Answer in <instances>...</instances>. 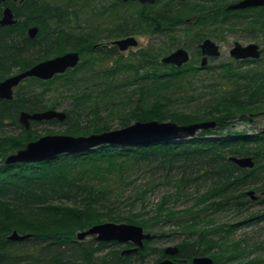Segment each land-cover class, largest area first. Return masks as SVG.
Returning <instances> with one entry per match:
<instances>
[{"label": "trees", "instance_id": "trees-1", "mask_svg": "<svg viewBox=\"0 0 264 264\" xmlns=\"http://www.w3.org/2000/svg\"><path fill=\"white\" fill-rule=\"evenodd\" d=\"M206 2L212 6L206 5L205 8L198 3L183 6L177 0H167L157 14L155 11L149 10L148 14L144 11V15H139L138 19L146 22L144 31L158 28L169 36L171 43L177 41L172 27L182 24L186 16L198 14L196 22L187 26L194 31L192 39L197 50L203 38L223 34L237 26L255 35H263L264 38V7L231 13L226 10L223 12L222 0ZM118 3L122 4L116 0L114 8L121 7ZM9 4L17 23L0 26V82L14 73L53 58L60 50H75L76 45L81 47L79 38L65 30V26H79L75 11L51 5L45 0ZM3 5L0 4V17ZM142 8L148 10L153 7L145 5ZM125 21L133 24L136 20ZM34 26L38 27L39 33L31 38L28 30ZM164 48L158 56L147 49L126 59L116 48L107 51L100 47L94 52L109 59L116 58L115 65L113 62L106 63L103 70L96 72L97 60L90 65L88 61H83L76 68L48 81L63 83L62 87H69L71 91L72 105L64 111L67 118L63 122L32 121L30 128L26 129L19 120L21 112L45 111L54 105L56 108L58 104L50 107L38 94L30 95L19 86L12 100H0V264H146L152 249L148 244L155 236L145 241L144 248L137 253L129 254L123 252L131 248L132 244L94 239L86 243L87 238H77L79 232L105 222L138 223L147 228L154 225L152 223L157 216L148 220L137 219L136 215L122 216L114 208L120 194L130 184L126 181L129 178L128 175L125 177L126 170L164 179L166 183L185 190L194 185L206 184L209 198L213 200L209 204L212 209L248 213L243 221L229 228L219 226L206 229L205 197L202 208L197 210L200 212L193 211L191 214L194 217L183 220L186 225L189 220L196 223L201 221L200 215H205L202 216L205 218L204 230H194V225L185 226L190 230L177 245L181 258L190 261L196 256H210L214 264H230L243 255L264 251V242L250 249L246 239L231 240L238 227L264 223V210L253 211L255 205H264V198L255 202L257 198L252 199L248 191L252 187L264 191V131H235L238 122L248 121V113L264 109L263 62L260 59H248L236 65L229 62L208 66L205 68L206 84L203 82V89L199 91L191 89V86H199L197 77L202 71L196 65L187 66L188 63L182 67L164 64L161 61L167 53ZM253 64L257 67L261 65L263 70L244 69L245 65ZM122 74H126L127 78L118 84L116 79ZM113 83L118 89L136 88L135 95L129 92L127 101L122 99L118 104L109 102L113 103V108L117 107V112L127 113L129 109L128 114H122L124 116L119 118L121 127L136 121L151 120L191 124L214 119L218 125L214 129L201 131L192 139L105 145L43 161L5 163L7 156L25 147L26 142L20 135H28V130L41 124L66 125L62 133L73 136L111 130L100 103L113 100V92L108 93ZM172 83L180 86L185 83L186 86L171 89L174 87L168 86ZM181 99L206 101L204 107L197 110L198 114L190 117L173 108ZM111 109L106 111L113 113ZM12 126L20 130L18 136L9 134L7 128ZM232 156L252 157L255 166L242 168L230 160ZM140 191L135 190L137 193ZM199 205L197 202L193 207L198 209ZM162 207L163 204L160 209ZM189 210L192 211V208ZM168 215L174 216V213L169 212ZM14 232L29 237L12 240L10 236ZM110 248L114 249L101 255ZM235 251L239 253L232 254ZM163 255L164 251L159 249L155 261H161ZM262 263L264 259L244 264Z\"/></svg>", "mask_w": 264, "mask_h": 264}, {"label": "rangeland", "instance_id": "rangeland-1", "mask_svg": "<svg viewBox=\"0 0 264 264\" xmlns=\"http://www.w3.org/2000/svg\"><path fill=\"white\" fill-rule=\"evenodd\" d=\"M49 2L51 5L54 6H61L64 8H67L69 11H75L76 15L78 17L77 19V26L74 28H69L65 26V30L69 31L72 34H75L79 40L81 41L82 37L86 38L83 40L84 43H82L83 49V61H88V65H90L94 60L96 61V64L98 65L95 69L96 72H99L103 70V65L109 62H113L115 65V59H109L106 56H103L101 53H95L93 49L95 39L99 42H109L112 40L118 39L119 37L116 36L113 32L110 31L112 28V25L115 22L125 21V20H136L138 21L139 15H144V11L142 6L138 2H132L128 3L126 5H122L120 8H114V4L116 0H45ZM208 1V0H207ZM205 3V2H204ZM165 3L161 2L159 5H152L153 8H148L146 11V14H148V11H155V14H157L159 9L164 5ZM206 5H210V2H206ZM113 6L112 9H110ZM116 9V10H115ZM142 9V10H141ZM145 25V24H144ZM143 26V25H142ZM130 27V26H129ZM147 27V25H146ZM92 31L97 32V34L93 35V39H91ZM188 31H191V33H188ZM193 29L189 30L188 27L184 26L181 28H178L177 30H174V39H176V42L170 43L169 36L159 32L158 34L155 33V31L147 30L143 32H137L135 34V37L137 38L139 45L138 47H134L133 49H130L128 52H123V56L126 59H129L133 54L139 55L140 52L151 49L150 51L152 54L159 55L163 47L165 51H167L166 55H169L174 50L178 48H185L188 49L189 53L191 54V60L188 62L187 66L196 65L198 66L200 64V61L198 62V50L196 48L195 41L192 39L194 37ZM112 33V34H111ZM85 34L87 37H85ZM110 35H114L113 37ZM257 35V36H256ZM250 32L247 29H244L242 26H237L233 28V30H226L223 34H218L215 37H209L212 40H214L216 43L219 44L221 49V56L219 58L211 59L209 62L210 66H217L222 63H233L236 65L240 60H235L232 58L230 51L235 46V43H240L242 45H248L250 43H256L260 46L261 51L264 49V38L263 35H259L256 33ZM90 39V40H89ZM89 42V43H87ZM168 42V43H167ZM170 43V44H169ZM167 44V46H166ZM187 46V48H186ZM198 46V45H197ZM69 47V46H66ZM68 50H60L57 52L56 55H62L64 53L70 52L71 50L69 48H66ZM88 49V51L86 50ZM92 50V51H90ZM74 51H80V46L76 45ZM53 56V57H56ZM164 56V55H163ZM161 58L162 59L165 57ZM112 60V61H111ZM260 61H262L264 66V52L262 51V55L260 58ZM99 62V63H97ZM239 64V63H238ZM89 67V66H88ZM102 68V69H101ZM263 67H257L255 64L253 65H245L244 69L247 71L250 69H256L257 71L263 70ZM71 70V69H70ZM92 70V69H90ZM167 70V69H166ZM131 76H133V73H131ZM129 75V73H128ZM206 73L205 71H202L197 77L199 79V86H191V89L197 90L200 88L203 89V82L206 81ZM127 75L122 74L120 75L116 81L119 84L122 79H126ZM195 78L194 80H196ZM193 80V81H194ZM48 81L51 80H38L36 79H26L19 87L21 90H24V92H28V94H38L40 98H43V101L48 104V106L52 107L55 103L58 105L55 108V105L52 109H56L59 111H65L70 108V105H72V95L71 91H69V87H62L63 83L60 82H54L52 81L49 83ZM82 84L83 80L80 81ZM206 84V82L204 83ZM182 87H185L186 84H182ZM180 85H176L174 83L170 84L168 87H174L171 89H182ZM18 87V88H19ZM136 91V88L134 86L130 87V89L123 90L118 89L117 86H115V83L112 84V88L108 91V93L113 92V100L111 101H103L100 103V108L103 111V116L105 118H108V124L112 127L111 130L123 128L120 126V119L121 116H124L126 113L125 111H116V108L112 107L114 102L115 104H118L121 102L120 100L123 99V101L128 100L129 92L134 94ZM173 92H176V90H172ZM135 95V94H134ZM208 96H206L207 100ZM205 99H201V101H188L181 99L175 107H173L175 110L180 111V113L185 114L186 116L195 115L198 114V111L200 108L204 107ZM111 109L113 113L107 112V109ZM128 108V107H127ZM107 112V113H106ZM124 114V115H122ZM248 121L245 122H238L235 131H249V132H260L264 131V109H260L258 111H252V113L247 114ZM209 119H206L208 121ZM214 120V119H211ZM167 122V121H166ZM173 122V121H172ZM218 125V124H217ZM16 127L12 126L9 129V134L12 136H18L20 130ZM66 125H57V124H41L35 127L33 130H28V135L26 133L21 134L25 140V144L35 141L39 139L42 136L45 135H54V134H63L62 132L65 130ZM85 136V135H84ZM128 171V172H127ZM131 170H126L125 177L126 181L130 184L128 185L127 190L120 194V197L118 198V201L115 205V209L118 214H121L122 216H137V219H151L153 216H157L155 221H153L152 224H154L151 228L144 227L140 224H135L142 226L146 233L151 234L152 236H155L153 241L148 244L151 249V254L147 258L146 264H156L155 258L157 256V251L159 249L164 250L168 246H175L178 245L183 241L184 238H186V232L190 230V228H187L185 226H191L194 225V230H204L203 221L205 220V215H200V220L196 223H193V221L189 220L187 225L183 222L184 219H188L189 217H194L191 213L193 211L200 212L197 210H200L202 208V204H204V200L206 197V229H213L216 227H225L229 228L232 225H235L241 221L244 220V217H246L248 213L243 212H237L235 210H216L215 207H210V202L213 200L209 198V190L208 186L206 184H199L197 186H191L189 188L181 189L179 187H174L171 184H168L164 181V179L160 178H153L148 174H144L143 172H130ZM263 183V182H262ZM259 189V190H258ZM135 190H141L139 193L135 192ZM249 192H254V196L257 197V200L255 202H259V198H264V191L260 192L259 187H252L248 189ZM263 194V195H262ZM139 198V199H136ZM199 202L200 205L197 209L196 203ZM203 202V203H202ZM218 202V201H217ZM161 204H163V207L160 209ZM70 205V204H69ZM72 206V205H70ZM192 208V211L189 210ZM216 208H219L216 206ZM220 209V208H219ZM216 210V211H215ZM263 211L264 205L259 206L255 205L253 207V211ZM169 212H173L174 216H169ZM146 214V215H145ZM119 223V222H116ZM122 223V222H120ZM193 223V224H192ZM205 228V227H204ZM93 237H88L85 241L86 243L91 242L93 240ZM241 239L248 240V247L250 249L256 248L257 244L260 242H264V223L261 224H249V225H242L237 228V230L232 234L231 240L232 241H238ZM95 240V239H94ZM95 245L94 243H92ZM243 245V244H242ZM114 248H110L108 250H105L101 255H105L106 253H109ZM239 252L235 251L232 254H237ZM231 254V252H230ZM210 257V256H209ZM258 259H264V251H254L251 254L243 255L242 257L235 259L234 261H231L230 264H244L249 262H256ZM78 264V263H77ZM263 264V263H262Z\"/></svg>", "mask_w": 264, "mask_h": 264}, {"label": "water", "instance_id": "water-1", "mask_svg": "<svg viewBox=\"0 0 264 264\" xmlns=\"http://www.w3.org/2000/svg\"><path fill=\"white\" fill-rule=\"evenodd\" d=\"M17 1V0H0V2ZM138 1L141 4H155L158 0H123ZM251 7H264V0H242L237 4L231 5L229 10L247 9ZM17 23L12 8L6 7L3 11L0 25L12 26ZM39 33L38 27L29 28L28 34L31 38H35ZM137 40L129 37L117 40L113 43L126 51L131 46H136ZM202 53L201 67L204 68L208 64L209 58H219L221 56L220 46L206 39L200 44ZM230 54L235 60H258L261 58L262 51L256 43L242 45L236 43L231 49ZM189 52L184 48H179L165 56L162 62L166 65L182 67L190 61ZM80 63V54L78 52H68L63 55L53 57L51 59L41 61L31 68L18 72L7 77L0 82V100H12L14 98L15 89L20 86L28 78H37L40 80H51L57 75L65 74L68 70L74 69ZM67 118L64 111L49 109L39 112L20 113L19 120L26 129L30 128L32 121H49L58 120L63 122ZM217 121L208 120L195 122L191 124H179L172 121L160 122L136 121L126 127L104 131L102 133H93L90 135L73 136L68 134L45 135L39 139L29 142L24 148L7 156L6 164L30 163L56 158L64 154L80 153L84 151L94 150L105 145H136L154 141L168 140H185L195 138L201 131L214 129ZM242 168H254L255 162L252 157H235L230 158ZM252 199H256L254 192H249ZM29 235L22 236L14 232L10 237L12 240H24ZM93 237L96 241L102 242H118L120 244L131 243L133 248L127 249L123 254L137 253L139 249L144 248L145 241L150 240L152 235L146 233L144 228L135 224L105 222L96 224L89 229L81 231L77 234L78 240H84ZM169 257H175L179 253L178 246H168L164 250ZM188 264L187 260H181ZM156 264H176L172 258H166ZM190 264H214V260L209 256H198L192 259Z\"/></svg>", "mask_w": 264, "mask_h": 264}, {"label": "flooded vegetation", "instance_id": "flooded-vegetation-1", "mask_svg": "<svg viewBox=\"0 0 264 264\" xmlns=\"http://www.w3.org/2000/svg\"><path fill=\"white\" fill-rule=\"evenodd\" d=\"M21 1H24V0H17V1H6V2H0V4H4L3 6V11H4V9L6 8V7H10V8H12L11 6H10V2H21ZM121 1V3L123 4V5H126V4H128V3H132V2H138V1H128V2H124L123 0H120ZM159 1L160 0H158L155 4L157 5V3H159ZM167 0H162V2H166ZM240 1H242V0H222V2H221V4H222V7H223V12L226 10V11H229V12H231V13H236V12H241V11H245V10H250V9H254V7H251V8H247V9H238V10H229V7L231 6V5H234V4H237V3H239ZM177 2L178 3H182V5L183 6H185V5H188V3H198V4H201V5H203L205 8H206V0H177ZM205 2V3H204ZM141 6H145V5H155V4H141L140 2H138ZM122 4H119L118 3V5H120V6H122ZM159 5V4H158ZM255 8H263V7H255ZM218 9H219V7H218ZM12 10H13V8H12ZM3 11H2V15H3ZM143 11H145V10H143ZM13 13H14V11H13ZM2 15H1V17H0V20H1V18H2ZM15 15V14H14ZM197 18H198V14H196V13H193L191 16L189 15V16H186L185 18H184V22L182 23V24H177V25H175V26H173L172 27V29H178V28H181V27H184V26H188V25H191V24H193V23H195L196 22V20H197ZM144 24H146V22H144V21H141V20H139V21H134V23L132 24L131 22H127V21H120V22H115L113 25H112V28L110 29V31L111 32H113L116 36H118L119 38L117 39H115V40H112V41H109V42H105V43H103V42H99V41H97V39H93L92 37H93V35L94 34H97V32H94V31H92V36H91V39H93L94 40V42H92L93 44H94V46H93V49L92 50H95V49H98V48H100V47H104V50H109V49H112V48H116L117 49V52H119V54L120 55H123L122 53L123 52H129L130 51V49H133L134 47H138V45H139V42H138V40H137V38L135 37V34L137 33V32H143L144 30H143V28H144ZM15 25V24H14ZM143 25V26H142ZM0 26H2V25H0ZM13 26V25H12ZM130 26V27H129ZM121 29H123V30H121ZM160 32V30H158V28L155 30V33L156 34H158ZM112 34V33H111ZM112 37L114 36V35H111ZM85 37H87V35L85 34ZM129 37H134L136 40H137V45L136 46H131V47H129L126 51H121L120 50V48L118 47V46H116V45H113V43L115 42V41H117V40H121V39H125V38H129ZM213 37H215V36H213ZM86 38H84V37H82V39H81V41L79 40V43H80V45H81V47H80V51H74V50H71L70 52H78L79 54H80V63L79 64H81L82 62H83V59H84V55H83V49H84V47L82 46V43H83V40H85ZM206 39H211V38H203V40H202V42L204 41V40H206ZM212 40V39H211ZM212 41H214V40H212ZM201 42V43H202ZM215 42V41H214ZM201 43H199L198 44V54H199V57H198V59H199V61H200V64L197 66L201 71H205V68L206 67H208V66H210L209 65V62H210V60L211 59H214V58H209V61H208V64L206 65V67H204V68H202L201 67V62H202V58H203V56H202V53H201V50H200V44ZM216 43V42H215ZM218 44V43H217ZM236 44V43H235ZM219 45V44H218ZM179 49V48H178ZM185 49V48H184ZM87 51H88V49H86ZM92 50H90V51H92ZM187 51H188V49H186ZM221 50V49H220ZM175 51V50H174ZM189 52V51H188ZM68 53V52H67ZM65 54V53H64ZM190 54V53H189ZM63 55V54H62ZM190 57H191V54H190ZM48 60V59H47ZM191 60V59H190ZM243 61V60H242ZM78 64V65H79ZM14 74H16V73H14ZM13 75V74H12ZM10 77V76H9ZM127 244H131V243H127ZM175 246H177V245H175ZM131 248H133V245H132V247ZM130 249V248H129ZM165 250V249H164ZM163 250V251H164ZM196 257H198V256H196ZM166 258H172L174 261H175V263L176 264H179V263H183V264H186V263H184V262H182L181 260H184V258H181L180 256H179V253H178V255L177 256H175V257H169V256H167L166 254H165V252H164V255H163V258H162V260H164V259H166ZM194 258V257H193ZM192 258V259H193ZM192 259L190 260V261H188V259H186L187 260V262H188V264H190V263H192ZM161 260V261H162Z\"/></svg>", "mask_w": 264, "mask_h": 264}, {"label": "bare ground", "instance_id": "bare-ground-1", "mask_svg": "<svg viewBox=\"0 0 264 264\" xmlns=\"http://www.w3.org/2000/svg\"><path fill=\"white\" fill-rule=\"evenodd\" d=\"M5 160H6V159H5ZM11 236H12V235H11ZM11 236H10V237H11Z\"/></svg>", "mask_w": 264, "mask_h": 264}]
</instances>
